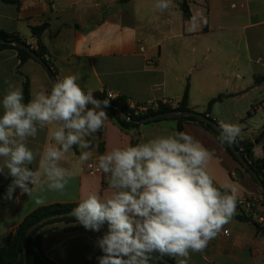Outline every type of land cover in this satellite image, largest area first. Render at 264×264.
I'll list each match as a JSON object with an SVG mask.
<instances>
[{"label":"crops","instance_id":"0c3cea01","mask_svg":"<svg viewBox=\"0 0 264 264\" xmlns=\"http://www.w3.org/2000/svg\"><path fill=\"white\" fill-rule=\"evenodd\" d=\"M155 0H0V30L14 33L38 46L31 27L46 24L40 43L58 79L76 75L85 90L122 96L131 105H149L162 100L180 102L187 86L188 107L203 113L208 102L210 116L219 124H237L240 138L253 142L255 158L264 157V0H171L168 9L154 7ZM190 18L184 20L182 5ZM5 79L22 86L29 82L30 99L43 86L50 90L46 67L29 59L20 64L12 49L0 50V97ZM2 114V109H0ZM51 125L29 140L30 148L42 149L54 143ZM214 155L208 170L220 186L232 181L238 197L263 199L261 188L241 165L205 128L182 124ZM177 131L175 120L121 128L111 117L92 136V157L116 146L147 142ZM81 149L74 147L61 162L73 179L64 193H45L46 202L35 205L19 189L13 200L4 199L11 177L0 174V248L18 225L34 210L52 204H74L89 190L103 194L107 177L89 175L79 162ZM32 167H36L33 165ZM239 172L240 178L235 174ZM18 197V200L15 199ZM235 214L225 225L229 235H217L200 252H190L188 264H264V234L255 224V214ZM67 229H72L67 231ZM40 240V252L55 264H98L103 255L96 240L107 230H86L77 222L47 225ZM178 263L179 258L171 257Z\"/></svg>","mask_w":264,"mask_h":264},{"label":"clouds","instance_id":"9594fccd","mask_svg":"<svg viewBox=\"0 0 264 264\" xmlns=\"http://www.w3.org/2000/svg\"><path fill=\"white\" fill-rule=\"evenodd\" d=\"M170 4L155 0L154 7L164 11ZM77 80L76 75L64 76L50 90L42 86L34 91L25 102L22 87L5 79L0 174L11 177V183L4 199L13 200L19 189L20 195L41 206L45 193H64L73 179L61 162L74 147L81 149V164L92 157L89 138L104 126L113 98L99 100ZM51 125H56L50 131L54 143L30 148L29 140H37ZM219 127L221 144L234 143L241 135L237 124L221 121ZM213 155L183 131L99 155L96 171L107 177V190H89L69 213L86 230L107 227L96 240L103 253L98 264H152L165 256L188 264L190 252L203 251L232 221L238 203L235 183L217 186L209 173Z\"/></svg>","mask_w":264,"mask_h":264},{"label":"trees","instance_id":"16d2710c","mask_svg":"<svg viewBox=\"0 0 264 264\" xmlns=\"http://www.w3.org/2000/svg\"><path fill=\"white\" fill-rule=\"evenodd\" d=\"M4 3H16V0H2ZM182 12H183V18L184 20H188L190 18V13L186 5H182ZM46 28V24L40 25V26H35L31 27V33L32 35L37 39L38 41V46L37 49L34 51L36 55L43 61L44 66L46 67L49 76L53 83L58 79L56 77V74L52 71L50 68L49 64H47L43 57L45 55V50L42 44L40 43V37L43 31ZM0 39H5L8 41H16L20 42L22 44H26V41L18 36L17 34L14 33H7L2 30H0ZM3 49H12L17 53V57L19 59V63L22 64L26 62L29 59H32L30 55L21 49L15 48L11 45H6V44H0V50ZM264 83V75L262 76H254V84H261ZM22 89L25 97V102H28L30 99V94H29V82L28 80H25L22 84ZM187 86L184 89L182 98L180 102H178L177 107L171 108L170 106L164 105L161 102H156V108L151 109L148 108L146 112L143 113H137L135 114V109L130 108L127 100L122 97L118 96L113 99H110L109 104L110 106L106 109L107 114L109 117H111L121 128L123 129H135L140 126L136 121L150 115H154L157 113H163V112H169L172 110H179V111H188L191 110L188 107V94H187ZM94 96L99 99V100H104L107 99V94L105 93H98L94 92ZM224 96L219 95L213 99H211L207 106L205 111L202 113L203 115L207 116L211 120H214L210 116V108L211 105L217 101H220ZM140 106V105H137ZM192 111V110H191ZM122 114L127 115L131 120L127 121L122 117ZM167 120H175V119H167ZM161 120H156L153 122H148L149 123H156ZM177 122V131H182V124L184 123H192L198 126H201L205 128L207 131L211 133V135L219 142L218 137L219 134L209 125L206 123H203L196 118H190V117H185L182 119L175 120ZM217 122L216 120H214ZM264 138V127L262 128L258 140H261ZM90 141L92 140V137L89 138ZM220 143V142H219ZM221 144V143H220ZM236 148L241 152L243 157L249 162L250 169L259 176L261 180V187L264 190V157L261 158H255L252 153V149L254 147L253 142H250L248 140H244L240 137H237L236 141L234 142ZM134 145V143L132 144ZM225 150L228 152V154L238 162V160L233 156L231 151L229 150L228 146L225 144H221ZM239 163V162H238ZM240 164V163H239ZM241 165V164H240ZM242 167V165H241ZM247 173L249 171L242 167ZM250 174V173H249ZM263 200L262 204L264 205V194L261 193ZM77 203L74 204H52V205H47V206H42L39 207L38 209L34 210L31 212L29 215H27L24 220L18 225L16 228L15 232L8 238L7 243L5 244L4 247L0 248V264H24L23 262V237L26 232V230L35 222L38 220L52 214H61L65 212H71L72 209L76 206ZM240 219H244L245 216L240 215ZM65 223V224H70V223H75L76 220L72 216H65L61 218H55L48 220L44 222L43 224L35 227L32 232L30 233L28 244H27V262L28 264H55L51 260L47 259L46 257L43 256V254L40 252V240L45 234L46 230L45 227L47 225H51L54 223ZM255 224L259 227V224L255 222ZM72 229H67V231H71ZM158 255V254H154ZM167 259L170 262H173L174 264H178L175 262L173 258L170 256H165L163 257ZM152 264H164L162 262H159L157 260H154Z\"/></svg>","mask_w":264,"mask_h":264},{"label":"water","instance_id":"95a60500","mask_svg":"<svg viewBox=\"0 0 264 264\" xmlns=\"http://www.w3.org/2000/svg\"><path fill=\"white\" fill-rule=\"evenodd\" d=\"M0 44H6V45H11L15 48L21 49L26 51L30 57L38 62H40L41 64H43V61L36 55V53L31 50L26 44H22L20 42H16V41H8L5 39H0ZM44 65V64H43ZM122 117L127 120L130 121L131 119L125 115L122 114ZM185 117H192V118H196L197 120L209 124L219 135H220V127H219V123L215 122L214 120H211L210 118H208L207 116L203 115L202 113H198V112H194L191 110L188 111H179V110H172L169 112H163V113H157L154 115H150V116H146L138 121H136L138 124L142 125V124H146L148 122H153L156 120H167V119H182ZM226 145L228 146L229 150L231 151V153L233 154V156L238 160V162L242 165V167H244L245 169H247L249 171V173L251 174V176L253 177V179L257 182V184L260 186L262 193L264 194V190L261 187V180L259 178V176H257V174L255 172H253L250 169V165L249 162L243 157V155L241 154V152L236 148L234 143L228 144L226 143ZM240 173L236 172L235 177L238 179L240 178ZM70 212H65V213H61V214H52V215H48L40 220H38L37 222L33 223L25 232L24 237H23V262L24 264H28L27 262V244H28V240H29V236L30 233L32 232V230L43 224L44 222L51 220V219H55V218H61V217H65V216H71L69 215ZM159 262H162L164 264H174L173 262L168 261L165 258H160V259H155Z\"/></svg>","mask_w":264,"mask_h":264},{"label":"built area","instance_id":"2783aa9c","mask_svg":"<svg viewBox=\"0 0 264 264\" xmlns=\"http://www.w3.org/2000/svg\"><path fill=\"white\" fill-rule=\"evenodd\" d=\"M26 45L33 51L37 49L36 46L28 42H26ZM43 59L47 64H49L51 61V59L47 55H44ZM107 97L115 98V96H113L112 94H107ZM160 102L164 105L170 106L171 108H175L178 105V102L172 100H162ZM128 105L130 108L135 109V114L146 112L148 108L154 109L157 106L156 103L149 105H140V106L131 105L128 103ZM258 158H261L260 152ZM96 164L97 162L92 160H89L88 162L85 163V170L89 175H103L102 173L96 171ZM262 200L263 199H261L260 201L255 200L249 196L238 197V203L235 214H240V215L255 214L256 221L260 225L261 231L264 234V205L262 204ZM218 235L222 237H227L229 235V232L227 229L224 228Z\"/></svg>","mask_w":264,"mask_h":264}]
</instances>
